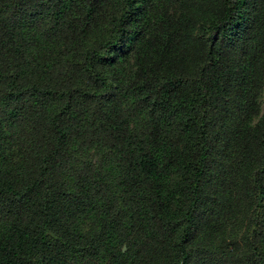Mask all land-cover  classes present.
I'll use <instances>...</instances> for the list:
<instances>
[{
  "label": "trees",
  "instance_id": "trees-1",
  "mask_svg": "<svg viewBox=\"0 0 264 264\" xmlns=\"http://www.w3.org/2000/svg\"><path fill=\"white\" fill-rule=\"evenodd\" d=\"M0 264H264V0H0Z\"/></svg>",
  "mask_w": 264,
  "mask_h": 264
},
{
  "label": "rangeland",
  "instance_id": "rangeland-1",
  "mask_svg": "<svg viewBox=\"0 0 264 264\" xmlns=\"http://www.w3.org/2000/svg\"><path fill=\"white\" fill-rule=\"evenodd\" d=\"M257 102H258L259 110H262L263 108V89H260L257 92Z\"/></svg>",
  "mask_w": 264,
  "mask_h": 264
}]
</instances>
